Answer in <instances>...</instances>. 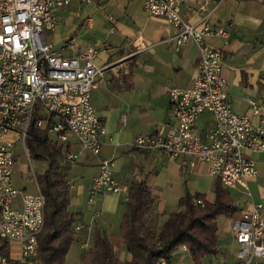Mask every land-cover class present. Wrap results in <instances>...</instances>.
Here are the masks:
<instances>
[{"label": "built area", "instance_id": "2783aa9c", "mask_svg": "<svg viewBox=\"0 0 264 264\" xmlns=\"http://www.w3.org/2000/svg\"><path fill=\"white\" fill-rule=\"evenodd\" d=\"M73 1L0 0V264H45L39 237L46 225V197L33 170L37 193L20 192L13 180L17 147L24 148L30 159L31 129L45 132L49 143L55 135L71 165L79 161L81 151L94 156L102 151L106 130L91 102L96 80L102 74L95 65L98 49L68 57L46 37V32H53L61 22L60 12ZM77 1L91 5L104 0ZM144 1L150 16L165 19L174 28V36L167 42H175L179 51L194 41L200 57L193 86L169 90L175 127L167 136H139L133 147L149 153L160 151L171 159L191 158L192 167L206 163L210 174L227 189L240 188L252 196L249 184L258 176V169L249 154L264 152V126L254 124L252 116L264 114V107L248 99L252 116L238 115L232 109L223 74V52L208 42L212 36L229 39L226 29L209 22L224 0H203L196 23L182 17L181 8L188 0ZM210 2L215 6L209 10ZM205 112L214 118L206 141L198 134V120ZM72 138L80 152L72 150ZM111 165L110 160H102L91 186L90 204L103 193L128 197L131 188L114 177ZM196 203L203 205L201 200ZM83 229L84 225L76 226V231ZM229 230L239 245L234 264H264L261 204L254 203L230 219ZM82 247L87 248L88 243Z\"/></svg>", "mask_w": 264, "mask_h": 264}, {"label": "crops", "instance_id": "0c3cea01", "mask_svg": "<svg viewBox=\"0 0 264 264\" xmlns=\"http://www.w3.org/2000/svg\"><path fill=\"white\" fill-rule=\"evenodd\" d=\"M124 4L127 10L123 16H104L107 20L104 33L96 32L92 36L85 31L80 40L75 35L85 23L80 26V14L65 9L60 12L61 22L50 33L56 37L55 43L47 40L68 57L90 48L98 49L95 65L102 69V74L96 80L91 102L106 130L101 154L94 156L81 151L75 138L71 139L72 150L81 153L79 161L70 167L75 176L69 211L74 216V226L84 225L82 231L74 233L75 241L81 245L88 243L89 248L94 245L97 231L119 237L127 211L125 194L103 193L93 204L89 203L93 179L102 160H110L114 177L130 188L141 180L147 181L156 197L154 210L145 218L148 226L158 227L171 213L181 210L180 200L188 193H202L210 201L215 196L217 178L210 174L206 163L192 167L191 158L171 159L160 151L149 153L133 147L139 136H167L175 127L169 90L193 86L200 51L194 41L179 51L175 42H167L174 36V28L165 19L150 16L144 0H125ZM202 4L203 0H188L181 8L183 19L198 22ZM214 6L210 2L207 8ZM209 22L229 33L228 40L212 36L208 42L223 52V74L232 109L238 115L252 116L248 99L264 107V0H224ZM88 24L93 28V22ZM213 120L211 113H203L198 120V134L207 135L214 126ZM252 120L264 126V114L252 116ZM249 156L256 161L258 176L249 184L252 196L240 188L229 189L237 207L233 217H239L254 203L263 206L264 216V152ZM232 218L227 219L225 233L232 234L235 240L229 230ZM229 238V235L221 239L218 236V253L221 248L225 264H234L239 245L233 241L235 249L233 254L229 253L227 247L232 244ZM119 251L124 253L123 261L131 260L124 246L116 250Z\"/></svg>", "mask_w": 264, "mask_h": 264}, {"label": "trees", "instance_id": "16d2710c", "mask_svg": "<svg viewBox=\"0 0 264 264\" xmlns=\"http://www.w3.org/2000/svg\"><path fill=\"white\" fill-rule=\"evenodd\" d=\"M28 148L36 157H47L50 165L38 176L40 190L46 197V225L39 237L45 264H65V257L75 241L74 216L69 211L71 185L61 173L62 147L47 141L43 131L31 129ZM214 200L202 193L185 195L179 203L181 210L171 213L158 227L148 226L145 218L156 205L147 181L141 180L130 189L120 236L110 237L97 231L93 247L83 256V264H171L173 252L186 246L196 264L207 255L218 254V217L232 218L237 212L231 192L217 178ZM201 200L203 205L196 201ZM121 246L131 254L130 261L116 255Z\"/></svg>", "mask_w": 264, "mask_h": 264}, {"label": "rangeland", "instance_id": "374dc122", "mask_svg": "<svg viewBox=\"0 0 264 264\" xmlns=\"http://www.w3.org/2000/svg\"><path fill=\"white\" fill-rule=\"evenodd\" d=\"M125 0H104L103 3L100 4H84L79 3L77 0H74L73 3L68 7L75 13H79L81 16L80 19V32L75 35L77 36L76 39L80 40V35L87 31L92 36L96 34V32L104 33V21L106 20L104 16H114L118 18L123 16L126 12ZM67 8V9H68ZM91 19L93 22V28H89L88 20ZM107 20L105 21V23ZM50 33L46 32L47 40L51 43H55L56 37H51ZM74 36V35H73ZM74 36V37H75ZM61 46V45H60ZM65 47V45H62ZM61 48V47H60ZM214 122V120H213ZM206 135V134H205ZM204 133H200L201 136L205 141ZM52 143L56 144L58 147H62L61 156L58 158L59 163L61 164V173L71 185L74 182V172H72L73 168L72 165L66 160L65 154L66 150L63 146V143L58 140L55 135L51 136ZM17 155V162L15 166V173L13 175L14 185L20 192H26L30 194L37 193L39 191V187L37 182L34 181L32 177V170L35 172V175L38 177L44 174L47 169L49 168L50 162L47 157H36L35 155L30 154V159L27 157V152L22 147H17L15 151ZM180 208V207H179ZM226 216L218 217V224H219V232L218 236L221 238H226L229 235V239L232 240V244L229 241L228 251L229 253L233 254L235 249V242L233 243L232 234L225 233L226 227L228 226ZM74 233L76 232V226H73ZM44 232V231H43ZM91 248H83L81 244L74 241L71 245L66 257H65V264H83V256L90 250ZM219 253L214 255H207L205 258L202 259L201 264H225L223 257V250L219 249ZM118 253V255H117ZM117 257L120 260H124V253L116 252ZM162 264V261L160 262ZM171 264H196L190 254L189 249L181 245L176 248L173 252V259Z\"/></svg>", "mask_w": 264, "mask_h": 264}]
</instances>
